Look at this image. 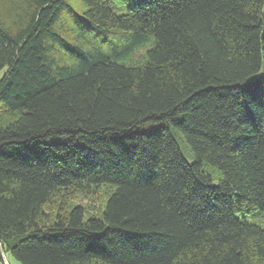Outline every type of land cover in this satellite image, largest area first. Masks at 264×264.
Instances as JSON below:
<instances>
[{
  "label": "trees",
  "instance_id": "trees-1",
  "mask_svg": "<svg viewBox=\"0 0 264 264\" xmlns=\"http://www.w3.org/2000/svg\"><path fill=\"white\" fill-rule=\"evenodd\" d=\"M0 73V264H264V0H13Z\"/></svg>",
  "mask_w": 264,
  "mask_h": 264
},
{
  "label": "rangeland",
  "instance_id": "rangeland-1",
  "mask_svg": "<svg viewBox=\"0 0 264 264\" xmlns=\"http://www.w3.org/2000/svg\"><path fill=\"white\" fill-rule=\"evenodd\" d=\"M17 2V0H16ZM13 0H1L0 1V10H6L7 15L12 8ZM136 59L143 57V49H140L139 52L135 55ZM2 73H0L1 77ZM86 192V191H84ZM112 192L110 186H102L98 189H95L93 192L83 193L78 190H70L67 192H58L55 194L51 201L48 204V212L51 219L54 218L56 213L60 210L62 212H67L71 209L72 206L76 204H81L85 207L87 215H99L104 208L105 202L109 194ZM4 261L15 264V259L10 255L4 254Z\"/></svg>",
  "mask_w": 264,
  "mask_h": 264
},
{
  "label": "built area",
  "instance_id": "built-area-1",
  "mask_svg": "<svg viewBox=\"0 0 264 264\" xmlns=\"http://www.w3.org/2000/svg\"><path fill=\"white\" fill-rule=\"evenodd\" d=\"M6 264H10V263L6 261Z\"/></svg>",
  "mask_w": 264,
  "mask_h": 264
}]
</instances>
